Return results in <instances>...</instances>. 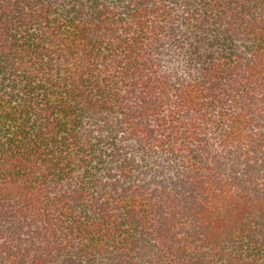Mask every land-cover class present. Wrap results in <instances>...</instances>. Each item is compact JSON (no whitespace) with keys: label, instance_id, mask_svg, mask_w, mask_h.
Here are the masks:
<instances>
[{"label":"trees","instance_id":"1","mask_svg":"<svg viewBox=\"0 0 264 264\" xmlns=\"http://www.w3.org/2000/svg\"><path fill=\"white\" fill-rule=\"evenodd\" d=\"M0 264H264V0H0Z\"/></svg>","mask_w":264,"mask_h":264}]
</instances>
